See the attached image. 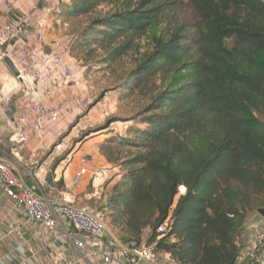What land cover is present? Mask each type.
Segmentation results:
<instances>
[{
	"label": "trees",
	"instance_id": "trees-1",
	"mask_svg": "<svg viewBox=\"0 0 264 264\" xmlns=\"http://www.w3.org/2000/svg\"><path fill=\"white\" fill-rule=\"evenodd\" d=\"M50 16H93L60 39L89 87L134 57L111 87L135 99L129 125L98 146L119 176L99 199L107 228L123 244L149 230L173 264L234 263L264 209V0H66Z\"/></svg>",
	"mask_w": 264,
	"mask_h": 264
},
{
	"label": "built area",
	"instance_id": "built-area-1",
	"mask_svg": "<svg viewBox=\"0 0 264 264\" xmlns=\"http://www.w3.org/2000/svg\"><path fill=\"white\" fill-rule=\"evenodd\" d=\"M10 10L9 0H0V13ZM50 13L49 8L41 6L33 29L25 18L0 27V64L5 58L12 62L22 98L13 118L16 128L12 136L14 145L25 144L30 134L39 138L44 136L50 126L59 124L64 117L74 119L91 104V98L85 94L53 102L62 89L75 81L76 63L68 59L61 41L53 42L50 52H45V33L51 26ZM17 41L25 42L28 47L14 57L10 55L9 47ZM0 103L4 113L11 111L9 94L3 95ZM62 145L64 143L57 147ZM37 166L47 170L49 160ZM89 172L88 162L82 158L68 189L49 197L42 190L46 180L27 185L15 165L0 160V193L20 211V225L49 248L51 257L47 264H173L168 256L155 253L153 246L136 242L123 244L111 237L106 229L103 203L96 206L79 203L78 191ZM91 172L93 180L105 176L103 169H92ZM20 225H16L15 230L19 234ZM167 228L168 222H164L157 228V233L162 234ZM25 250L19 253L23 254ZM30 259L37 261L35 252ZM232 264H264V220L244 241Z\"/></svg>",
	"mask_w": 264,
	"mask_h": 264
},
{
	"label": "crops",
	"instance_id": "crops-1",
	"mask_svg": "<svg viewBox=\"0 0 264 264\" xmlns=\"http://www.w3.org/2000/svg\"><path fill=\"white\" fill-rule=\"evenodd\" d=\"M11 10L8 13H0V27L7 23L13 22L20 18H25L31 29L34 28L39 8L41 6L52 5L49 8L54 9L56 0H9ZM51 30V29H50ZM48 30L45 33V52H50L53 42L59 41L57 35ZM25 42L17 41L9 47L10 55L16 57L27 49ZM4 64H0V98L3 95L11 96V111L4 113L2 104L0 103V160L6 161L15 165L19 176L27 185H31L33 181L46 180V185L42 189L46 191L49 197L59 190H66L71 184L73 174L78 170L81 159L85 158L89 165L90 172L84 176L80 189L78 191L79 203L87 204L88 201H96L103 198V194L116 180H118V170L108 164L99 154L98 146L110 136L119 134L123 135L129 123L115 121L108 126L106 123L109 119L116 118L114 115L117 111V95L114 91H109L90 105L85 116L84 130L86 137L83 142L75 145V147L66 155L59 146L44 157L46 151L51 146L52 142L60 136L59 131H66L68 126L73 121V117H64L61 120L62 125L50 126L47 132L42 137H36L33 134L29 135L27 142L23 145H14L12 136L16 131L13 123V118L16 115V110L22 102L20 88L15 77L7 72ZM6 70V71H5ZM75 81L55 96L53 102H59L64 97L78 96L85 94L91 98L99 92L97 80L94 82L95 87H87L83 82V70L75 67ZM90 81V79H88ZM90 90V91H89ZM90 92V93H89ZM91 94V95H90ZM93 98V97H92ZM47 102V101H46ZM110 116V117H108ZM118 126V129L117 126ZM77 127V126H76ZM75 127V128H76ZM75 128H73L75 130ZM49 160L47 170L40 168L38 163ZM60 163L65 166L62 167ZM56 164L53 171L50 169ZM103 169L105 176L101 179L92 178L91 170ZM47 173H53L49 185ZM53 179V180H52ZM58 181V182H57ZM57 182V183H56ZM61 183V185H59ZM56 184L57 187H54ZM53 185V186H52ZM87 201V203H86ZM90 205V204H89ZM263 218L259 216L250 217L244 227L245 240L252 235L254 230L263 223ZM22 215L20 211L13 207L12 202L0 193V264H47L49 263L51 253L48 247H45L34 237V233L22 227ZM16 225H20L19 234L15 232ZM23 247L26 249H23ZM25 250L23 254L19 251ZM36 253L37 261H31L32 253Z\"/></svg>",
	"mask_w": 264,
	"mask_h": 264
},
{
	"label": "rangeland",
	"instance_id": "rangeland-1",
	"mask_svg": "<svg viewBox=\"0 0 264 264\" xmlns=\"http://www.w3.org/2000/svg\"><path fill=\"white\" fill-rule=\"evenodd\" d=\"M64 1H66V0H56V2L54 3L55 7L63 5ZM49 8H52V5L49 6ZM109 9H110V6H103L98 11L106 12ZM184 11L187 14V17H190V10L185 7ZM92 17L93 16L78 19L77 21H74L73 23H71V25H69V24L68 25L67 24L66 25H63V24L57 25L56 24L55 26L52 27L51 30L53 33H55V35H57L56 38H58L60 41L62 36L69 35L72 32H76V31L80 30L81 27L85 26L92 19ZM140 45H141L140 50H143L144 46L147 45L146 40H142ZM99 55H101V53H99ZM133 59H134L133 56L125 57V58L121 59L120 61H117L112 66L111 69H108V72L100 74L99 75L100 77H97V79H99L98 85H99L100 89H99V92L96 93V96H92L90 94L92 103L94 101L98 100L99 98H101L102 96L106 95V94H104V91H107V92L112 91L111 87H113L119 81L120 77L124 74V72L128 71L130 68L133 67V65H134ZM94 61H96V59H94ZM94 63H96V62H94ZM7 72L9 73L8 70H7ZM158 84L159 83H157V85ZM85 86H86V88L89 87L88 85H85ZM98 96H99L98 99H94V98H97ZM134 101H135V99L130 98L128 100H124L123 102H119L118 97H117V106H116L117 111H116V114L114 116L117 119H121V120H118L119 123L123 122L122 119L129 116V112L132 110V108L134 106V103H133ZM90 105L88 107H86V109H84L81 113H79L78 115L75 116V118L73 119L71 124L68 126V129L66 131L65 130L59 131L60 136L57 137V139H55L52 142L51 146L46 151L44 157H46L48 154H50L54 150V148H56L61 143H64V147L62 148V151H64V153H66V155H67L75 147L76 144L83 142V140L87 136L86 130H84L85 121H84L83 117L85 116L87 109L90 107ZM108 117H110V116H108ZM59 125H62V124L60 123ZM116 126H117V124H116ZM73 128H75V130ZM116 129H118V126ZM46 175H48L47 180L49 179V185L52 184V181H50V178H51V175H53V173H47ZM54 187H57L56 184H54ZM109 189L110 188H108V190H107V193H106L107 195L109 193ZM181 193H182V190H180V194ZM101 201L102 200H96V201H90V202L88 201V203L86 201V203L96 206V205L101 204ZM250 216L253 217V216H259V215L257 213H251ZM149 232H150L149 230L143 232V234L141 236V243L147 245V239L149 236Z\"/></svg>",
	"mask_w": 264,
	"mask_h": 264
},
{
	"label": "water",
	"instance_id": "water-1",
	"mask_svg": "<svg viewBox=\"0 0 264 264\" xmlns=\"http://www.w3.org/2000/svg\"><path fill=\"white\" fill-rule=\"evenodd\" d=\"M3 64L5 65V67L8 69V71L11 73V75H12L13 77L16 78V77L18 76L15 67L13 66L12 62H11L8 58H5V59L3 60ZM256 213H257L261 218L264 219V209H259V210H257ZM106 229H107V232L109 233V235H110L111 237H113L114 239H116L115 236L111 233V231H110L108 228H106Z\"/></svg>",
	"mask_w": 264,
	"mask_h": 264
}]
</instances>
